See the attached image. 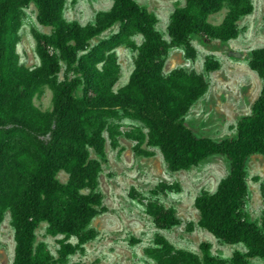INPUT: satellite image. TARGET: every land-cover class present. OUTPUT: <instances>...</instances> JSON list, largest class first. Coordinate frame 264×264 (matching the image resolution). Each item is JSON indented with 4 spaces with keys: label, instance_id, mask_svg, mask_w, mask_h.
I'll return each instance as SVG.
<instances>
[{
    "label": "trees",
    "instance_id": "16d2710c",
    "mask_svg": "<svg viewBox=\"0 0 264 264\" xmlns=\"http://www.w3.org/2000/svg\"><path fill=\"white\" fill-rule=\"evenodd\" d=\"M31 2L38 8V21L51 32H36L41 62L27 66L17 46L23 10ZM64 7L65 0H0V226L10 211L16 237L12 264H63L95 238L91 222L106 209L99 189L104 133L118 146L121 131L115 119L120 113L145 124L147 134L139 130L128 136L139 145L148 139L159 147L173 171L214 155L227 158L229 173L217 190L195 198L198 224L220 241L245 247V252L233 253L232 264L264 259V214L260 223L254 221L244 202L247 162L254 154L264 155V91L251 114L238 120L236 135L216 139L198 135L184 119L207 90L205 78L182 68L163 73L173 45L192 50L194 37L204 43L236 39L238 21L254 10L252 0H186L171 14L170 43L155 29L157 16L137 0H114L108 12L87 25L68 21ZM222 10L223 19L214 23L211 16ZM115 25L117 32L92 44ZM137 33L143 37L140 45L133 39ZM121 45L138 53L129 82L115 89L122 76L116 51ZM250 66L264 80V47L252 52ZM205 67L212 71L220 64L209 58ZM46 85L52 90V108L44 110L35 98ZM60 172L68 175L66 182L59 179ZM260 192L264 201V184ZM147 210L160 228L180 222L174 208L150 205ZM42 223L48 235L64 236L58 239V256L45 242H37ZM156 243L157 264H224L211 254L208 242L200 244L203 258L177 249L162 235Z\"/></svg>",
    "mask_w": 264,
    "mask_h": 264
},
{
    "label": "rangeland",
    "instance_id": "374dc122",
    "mask_svg": "<svg viewBox=\"0 0 264 264\" xmlns=\"http://www.w3.org/2000/svg\"><path fill=\"white\" fill-rule=\"evenodd\" d=\"M139 4L154 13L158 22L155 29L168 42L171 14L186 0H137ZM254 10L238 21L240 33L236 39L223 42L204 43L199 37L192 39L193 49L173 45L165 57L163 73L168 76L173 70L182 68L187 72L202 75L208 83L207 90L195 100L184 115L185 122L198 135L216 139L236 135L238 120L251 114L253 105L264 91L263 78L250 66L251 54L264 47V0H252ZM114 0H65L64 16L68 21L83 25L94 24L100 13L108 12ZM225 10L211 16L219 23ZM38 8L34 2L25 6L20 28L21 40L17 46L21 63L27 66L39 65L36 32L50 33L51 28L42 25L37 18ZM119 30L115 25L107 30L98 42ZM137 45L143 37L133 36ZM122 68V76L115 89L129 82L135 68L137 50L121 45L116 49ZM219 62L217 70L207 71L205 61ZM63 77V73H61ZM42 109L52 108V90L44 87L40 97L35 98ZM121 135L118 146H113L105 132L106 157L102 159L99 189L104 195L105 211L91 222L95 230L94 239L83 245L82 250L69 256L63 264H157L154 251L158 247L156 237L164 236L177 249H183L203 258L202 242L211 244V254L224 264H232L236 250L245 252L242 244H227L215 238L199 224L200 213L195 207V198L203 191L214 192L220 181L229 173V162L223 155H214L188 169L173 171L168 167L159 147L148 139L142 144L128 136L148 133L145 124L131 115L120 113L115 119ZM98 157L97 155H94ZM99 158V157H98ZM62 182L68 175L60 172ZM248 193L244 199L245 209L258 223L264 214V201L260 187L264 184V155H252L246 167ZM163 205L174 208L180 222L170 228H160L148 213V206ZM46 223L36 230L37 242H45L52 253L58 256V239L46 233ZM78 243L76 237L69 239ZM16 237L12 215L7 211L0 226V264H12L15 257ZM249 264H264V259L255 257Z\"/></svg>",
    "mask_w": 264,
    "mask_h": 264
}]
</instances>
